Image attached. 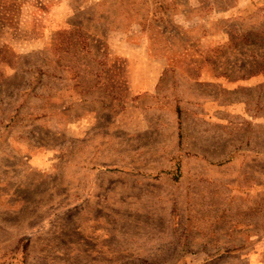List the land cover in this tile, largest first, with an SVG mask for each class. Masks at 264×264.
Here are the masks:
<instances>
[{
	"label": "rangeland",
	"instance_id": "rangeland-1",
	"mask_svg": "<svg viewBox=\"0 0 264 264\" xmlns=\"http://www.w3.org/2000/svg\"><path fill=\"white\" fill-rule=\"evenodd\" d=\"M263 38L264 0H0V264H264Z\"/></svg>",
	"mask_w": 264,
	"mask_h": 264
},
{
	"label": "trees",
	"instance_id": "trees-1",
	"mask_svg": "<svg viewBox=\"0 0 264 264\" xmlns=\"http://www.w3.org/2000/svg\"><path fill=\"white\" fill-rule=\"evenodd\" d=\"M261 38H262V37L259 36V39H258V38H256V39L260 40ZM233 43H234V41L231 40V41L226 45V47L230 46V45L233 44ZM260 44H263V45H264V38H263V41H259V44H258V45H260ZM86 51H88V50L86 49Z\"/></svg>",
	"mask_w": 264,
	"mask_h": 264
}]
</instances>
